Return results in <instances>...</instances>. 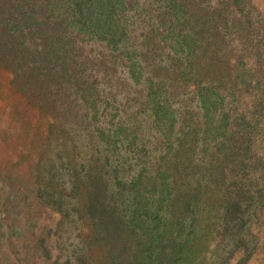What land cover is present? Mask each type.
I'll return each mask as SVG.
<instances>
[{"label": "trees", "instance_id": "16d2710c", "mask_svg": "<svg viewBox=\"0 0 264 264\" xmlns=\"http://www.w3.org/2000/svg\"><path fill=\"white\" fill-rule=\"evenodd\" d=\"M0 67L61 143L38 189L62 216L37 239L46 264L249 259L264 202L245 189L264 162L253 0H0Z\"/></svg>", "mask_w": 264, "mask_h": 264}, {"label": "rangeland", "instance_id": "374dc122", "mask_svg": "<svg viewBox=\"0 0 264 264\" xmlns=\"http://www.w3.org/2000/svg\"><path fill=\"white\" fill-rule=\"evenodd\" d=\"M253 3L264 17V0ZM42 104L31 94L25 95L14 84L13 74L0 67V264H46L37 239L47 225L55 226L62 218L38 198L46 170L60 161L61 145L57 133H50L53 119L42 112ZM70 141L71 148L79 149L78 140ZM121 153L133 158L132 153ZM256 172V178L250 176L254 180L246 178L247 201L259 194L257 189L264 193V162ZM254 222L250 229L254 250L249 259L236 250L229 264H264V202Z\"/></svg>", "mask_w": 264, "mask_h": 264}]
</instances>
